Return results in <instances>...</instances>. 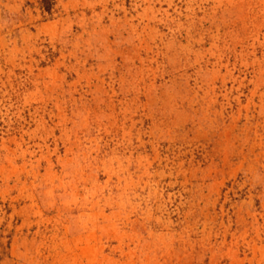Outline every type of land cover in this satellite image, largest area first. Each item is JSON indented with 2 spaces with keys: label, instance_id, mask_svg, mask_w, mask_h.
Wrapping results in <instances>:
<instances>
[{
  "label": "rangeland",
  "instance_id": "obj_1",
  "mask_svg": "<svg viewBox=\"0 0 264 264\" xmlns=\"http://www.w3.org/2000/svg\"><path fill=\"white\" fill-rule=\"evenodd\" d=\"M0 264H264V0H0Z\"/></svg>",
  "mask_w": 264,
  "mask_h": 264
}]
</instances>
